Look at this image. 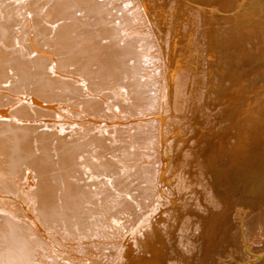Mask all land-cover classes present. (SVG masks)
<instances>
[{
    "label": "rangeland",
    "instance_id": "1",
    "mask_svg": "<svg viewBox=\"0 0 264 264\" xmlns=\"http://www.w3.org/2000/svg\"><path fill=\"white\" fill-rule=\"evenodd\" d=\"M92 1L67 5L93 25V75L83 29L66 45L47 0H0V264H264V40L240 27L264 0H178L176 18L158 0L152 21L148 0Z\"/></svg>",
    "mask_w": 264,
    "mask_h": 264
},
{
    "label": "bare ground",
    "instance_id": "2",
    "mask_svg": "<svg viewBox=\"0 0 264 264\" xmlns=\"http://www.w3.org/2000/svg\"><path fill=\"white\" fill-rule=\"evenodd\" d=\"M31 1V0H30ZM35 1V0H34ZM75 1H77L76 3L78 4V3H81V2H78V0H73V2L75 3ZM83 1H85V4L87 5V0H83ZM157 1L158 0H148V6L146 7L145 6V8H143L144 9V11H145V13H146V15H147V17L148 18H150L149 20L150 21H152L153 19L155 20V18H157V15L159 14V13H161L160 11H158L157 10V7H158V3H157ZM165 1H167V0H165ZM164 1V2H165ZM192 2H194V1H196V0H191ZM202 1H205V0H202ZM207 1H209V0H207ZM206 1V2H207ZM232 1V0H231ZM238 1V0H237ZM47 2H48V7L46 8V16L47 17H49L48 15H51V16H58V17H60L63 21H62V24H61V27H59L58 29H60V30H58V29H56L58 32H63V30H64V35H65V38L63 39L64 41V43H65V41H66V39L68 38V36L66 35V30H69L71 27H75L76 26V28L77 27H79V28H81V29H83L82 31L83 32H81V31H79V32H75L76 34H77V37H76V39H78L79 40V43H80V47H81V50H82V54H84V53H86V58H85V61H84V59H83V61H82V63H81V66H82V68L84 69V68H86V71H87V74L88 73H92V72H95L97 69L96 68H103V67H105L106 66V64H105V66H104V61L102 60V59H100L95 53H94V51H95V49H94V47H93V37H92V34L90 35V33L92 32V31H90L91 30V27L93 26V25H91V24H85L84 26H82V27H80V25H82V24H80V22L79 21H81V19L79 20V16H77L76 14H75V12H73V6H72V8H70L71 6H69L68 7V0H47ZM72 2V3H73ZM89 2H90V0H89ZM89 2H88V6H89ZM91 2H92V5H93V2L94 1H92L91 0ZM181 2H182V0H181ZM221 2H222V6H223V8H227V9H230L231 7H233V8H235V10H236V7H234L233 5H231V3L230 2H228V0H221ZM36 3V2H35ZM83 3V2H82ZM180 2L178 1V0H172L171 1V3L170 4H168V11L167 12H170V13H172V17L171 18H176L177 17V15H180L181 14V12H182V10H180L181 9V7L179 6L180 4H182V3H180ZM31 4V3H30ZM77 4H75L76 6H77ZM84 3L82 4L83 6H85V7H87L86 5H85ZM96 4V3H95ZM95 4L93 5V6H95ZM146 4H147V2H146ZM186 4V3H185ZM192 4V3H191ZM70 5V4H69ZM74 5V6H75ZM80 6H81V4H79ZM75 6V7H76ZM79 6V7H80ZM195 6V5H194ZM192 6V7H189V9H188V13H189V15H191L193 18H195L196 20H197V23L199 24V23H201V25H205V26H208V27H210V17H211V13L210 14H206L205 12H204V10L205 9H208L207 7L206 8H204L205 7V5L203 6V7H201V6ZM208 6V5H207ZM38 7V6H37ZM79 7H77V8H79ZM82 7V6H81ZM92 7V6H91ZM96 7V6H95ZM144 7V6H143ZM182 7H183V5H182ZM213 7V6H212ZM237 7H238V5H237ZM87 8H89V7H87ZM94 8V7H93ZM186 8V7H185ZM71 9H73V10H71ZM76 9V8H75ZM82 9V8H81ZM96 9V8H95ZM93 11V10H92ZM92 11H91V13H92ZM87 12H89V9H88V11ZM97 12V11H96ZM211 12V11H210ZM99 13V12H98ZM165 13H166V11H165ZM244 13V12H243ZM243 13H238V12H234V13H230L224 20H222V21H224V24H223V30L222 31H224L225 29L227 30L228 29V26L230 25V23H232L233 21H244L246 18L248 19V21H247V23H249V26L247 27V28H245L243 25L244 24H240V27L242 28V29H244L245 31H244V34L245 35H249L248 34V31H251V34H255V35H257L258 36V38H260V40H264V35H260V33H262L260 30V25H259V22H260V24H261V22L262 23H264V11H261V10H259V14H255V12L253 13V12H250V11H248V14H246V18H243L242 17V15H244ZM257 13V12H256ZM100 14V13H99ZM98 15V14H97ZM99 16V15H98ZM153 16V17H152ZM47 17H45V18H47ZM44 18V17H43ZM151 18H152V20H151ZM160 18V17H159ZM32 20V19H31ZM60 19H57V21H59ZM158 20V19H157ZM162 20V19H161ZM56 21V20H55ZM54 22V21H53ZM154 22V21H153ZM172 22V21H171ZM175 22V21H174ZM246 22V21H245ZM223 23V22H222ZM1 24H2V22H1ZM181 24V23H180ZM262 25H264V24H262ZM3 26V25H2ZM169 26H170V24H169ZM183 29H185V30H187L189 27H191V23L189 24V22H187V23H184L183 25ZM173 27L174 28H176V23H173ZM49 29V28H48ZM51 29H52V27H51ZM90 29V30H89ZM172 29V28H171ZM171 29L169 30V31H171ZM210 30V29H209ZM44 31V30H43ZM57 32V35H59V33ZM56 33V32H55ZM81 33H84V34H81ZM89 33V35H85V34H88ZM98 33V32H97ZM46 34V33H45ZM71 34V33H70ZM226 34V33H225ZM64 35H62L63 37H64ZM234 35V34H233ZM96 36V35H95ZM230 37L229 38H231V34L229 35ZM235 36V35H234ZM207 40H205V53H206V57L208 58L209 56H208V52H209V50H210V38H209V35L207 34ZM211 37V36H210ZM225 37V36H224ZM62 38V37H61ZM98 38V37H97ZM76 39H70L71 41H74L75 42V40ZM7 40H9V39H7ZM98 40V39H97ZM211 40H212V38H211ZM223 40H224V38H223ZM227 40V39H226ZM226 40H225V42H226ZM58 41V40H57ZM95 41H96V39H95ZM61 42V41H60ZM60 42H58V43H60ZM77 42V41H76ZM98 42V41H97ZM223 42V41H222ZM57 43V44H58ZM8 44V43H7ZM56 44V45H57ZM66 44V43H65ZM55 44H54V46H56ZM62 45V44H61ZM67 45V44H66ZM65 45V46H66ZM97 46H99L98 45V43H97ZM103 46V45H102ZM107 46V45H106ZM51 47H53L52 45H51ZM105 47V46H104ZM63 48V47H62ZM100 48V47H99ZM67 49V48H66ZM72 47H70V48H68L67 49V51H65V52H63L62 54L61 53H59V56H58V59L60 60V62L62 63V64H64V66H67V67H72L73 65H75V66H80V62H79V65L78 64H76L75 63V58H74V56L71 54L72 53ZM74 49V48H73ZM81 50H79V51H81ZM8 51V50H7ZM78 50H77V52H79ZM49 52V51H48ZM62 52V51H61ZM5 53L6 52H3V49L1 50V48H0V64H2L3 63V61L4 60H6V55H5ZM50 54V53H49ZM38 55V54H37ZM40 56V55H39ZM73 56V57H72ZM101 56V55H100ZM38 57V56H37ZM114 57V56H113ZM18 58V57H17ZM35 58V57H34ZM44 58V57H43ZM98 58L100 59V61L102 60V62H99V60H98ZM104 58H105V56H104ZM15 59V58H14ZM21 59V58H20ZM95 60H97L98 62L96 63V64H98L97 66L98 67H96L95 69L94 68H91L90 66L91 65H89V63L91 62V61H95ZM6 61H8V60H6ZM57 61V60H56ZM2 62V63H1ZM13 63V62H12ZM19 63H20V60H19ZM59 63V62H58ZM95 63V62H94ZM94 63H93V65H94ZM28 64V63H27ZM84 64V65H83ZM242 64V63H241ZM4 65V64H3ZM16 65V64H15ZM23 65V64H22ZM37 65V64H36ZM8 66V65H7ZM21 66V65H20ZM25 66H26V64H25ZM39 66V65H38ZM1 67H3L2 65H1ZM0 67V68H1ZM9 67V66H8ZM11 67V66H10ZM19 67V66H18ZM27 67V66H26ZM36 67V66H35ZM43 68H44V66H42ZM63 67V66H62ZM4 68V67H3ZM7 68V67H6ZM56 68V67H55ZM108 68V67H107ZM23 69H24V67H23ZM41 69V68H40ZM44 69H46V68H44ZM65 69V68H64ZM68 69V68H67ZM82 69V70H83ZM92 69H94V70H92ZM0 70H2V69H0ZM38 70V69H37ZM59 70H61V69H59ZM58 70V71H59ZM71 70V69H70ZM105 70H106V68H105ZM44 71V70H43ZM80 71V70H79ZM2 72V71H1ZM0 72V73H1ZM6 72V71H5ZM27 72V71H26ZM48 72V71H47ZM47 72H46V74H47ZM62 72V71H61ZM67 72V71H66ZM96 72H98V71H96ZM49 73V72H48ZM73 73V72H72ZM101 73V72H100ZM109 73V72H108ZM2 74V73H1ZM27 74V73H26ZM30 74V73H29ZM34 74H35V72H34ZM42 74V73H41ZM89 74V75H90ZM98 74V73H97ZM102 74V73H101ZM19 75V74H18ZM17 75V76H18ZM24 75V74H23ZM45 75V74H44ZM91 75H93V74H91ZM99 75V74H98ZM4 76V75H3ZM8 76V75H7ZM27 76H29V75H27ZM39 76V75H38ZM43 78H44V76L43 75H41ZM41 76H39V77H41ZM88 76V75H87ZM101 76V75H100ZM103 76V75H102ZM20 77H21V75H20ZM26 77V76H25ZM57 77V76H56ZM92 77V76H91ZM180 77V76H179ZM2 78V77H1ZM22 78V77H21ZM24 78V77H23ZM181 78V77H180ZM7 79V78H6ZM5 79V80H6ZM15 79V78H14ZM38 79H40V78H38ZM42 79V78H41ZM41 79L40 80H38V81H41ZM53 80H54V78H52ZM56 79H58V77L56 78ZM43 80H45V78L43 79ZM218 80H220V79H218ZM21 81V80H20ZM58 81V80H57ZM57 81H55V82H57ZM66 81V80H65ZM69 80H67V82H68ZM179 81H180V79H179ZM206 81V80H205ZM2 82V81H1ZM8 82V81H7ZM35 82H37V81H35ZM51 82V81H50ZM66 82V83H67ZM100 82V81H99ZM16 83H18V82H16ZM62 84H63V82H61ZM65 83V82H64ZM71 83H72V81H71ZM180 84H181V82H179ZM45 82H40V84H38V91H40V92H43V95H44V92L46 91L45 90ZM69 84V83H68ZM73 84V83H72ZM11 85V84H10ZM35 85H36V83H35ZM50 85V84H49ZM48 85V86H49ZM65 85H67V84H65ZM92 85V84H91ZM72 86V87H71ZM70 86V90H72V88H73V85H71ZM76 86V85H75ZM74 86V87H75ZM78 86V85H77ZM180 86V85H179ZM209 86V85H208ZM208 86H207V89H208ZM53 87V86H52ZM69 87V86H68ZM206 87V86H205ZM47 88H49V87H47ZM77 88H79V87H77ZM36 89V88H35ZM53 89V88H52ZM66 89H68V88H66ZM74 89V88H73ZM76 89V88H75ZM75 89H74V91H75ZM179 89H181V88H179ZM183 89V88H182ZM48 90V89H47ZM78 90V89H77ZM16 91H18V90H16ZM53 91V90H52ZM49 92H51L50 90L49 91H47V93H46V95L45 96H47V94L49 93ZM71 92V91H70ZM69 93V92H68ZM5 95V94H4ZM181 95H182V93H181ZM40 96V95H39ZM50 96V95H49ZM52 96V95H51ZM89 97V96H88ZM88 97H87V99H88ZM38 98V97H37ZM181 98V97H180ZM3 99V98H2ZM204 99V98H203ZM47 100H48V97H47ZM46 100V101H47ZM92 101H93V99H91ZM90 99H89V101L90 102H92ZM12 101V100H11ZM44 101H45V99H44ZM88 101V100H87ZM95 101V100H94ZM93 101V102H94ZM13 102V101H12ZM39 102V101H38ZM198 102H200V101H197L196 103L198 104ZM43 103V102H42ZM89 103V102H88ZM21 104V103H20ZM23 104V103H22ZM197 104H195L196 106H197ZM179 104H178V102H177V105H176V107L178 106ZM200 105V104H199ZM20 106V105H19ZM180 106H182V105H180ZM194 106V105H193ZM88 107V106H87ZM23 108V107H22ZM25 108H26V105H25ZM38 108V107H37ZM181 108V107H180ZM194 108V107H193ZM192 108V109H193ZM196 108V107H195ZM21 109V108H20ZM18 110H19V108H18ZM23 110V109H22ZM45 110V109H44ZM19 112V111H18ZM47 112V111H46ZM20 113V112H19ZM212 115V114H211ZM189 127V126H188ZM258 129V128H257ZM253 138H255V137H253ZM18 139V138H17ZM195 140V139H194ZM170 141V140H169ZM18 143V142H17ZM174 144V143H173ZM172 145V144H171ZM174 146V145H173ZM193 151V150H192ZM191 163V162H190ZM201 164V163H200ZM183 166V165H182ZM200 166H202V164L200 165ZM199 166V168H201ZM173 168V167H172ZM180 173V172H179ZM178 173V174H179ZM181 175V174H180ZM0 177H2V173H0ZM121 180V179H120ZM176 182V181H175ZM191 182V181H190ZM177 183L178 184H180L181 185V187H186L187 185H188V183H189V180L184 176V175H182L181 177H179L178 178V180H177ZM7 185V184H6ZM177 185V184H176ZM176 187V186H175ZM201 187L203 188L202 190H204V192H206L207 193V197L214 203V205H219L220 203V201H222L221 200V198L219 197V195L218 194H216V193H212L211 191H210V189H212V187L211 186H208V183H207V181L204 183V182H202L201 183ZM141 189V188H140ZM162 191V190H161ZM213 191V190H212ZM122 198V197H121ZM151 198V197H150ZM162 199H163V197H161V195L159 194V196H158V198L156 199L157 200V202L159 203H162L163 201H162ZM170 199V198H169ZM217 199V200H216ZM47 200V199H46ZM162 202H161V201ZM165 200V199H164ZM127 201V200H126ZM166 201V200H165ZM169 201H171V200H169ZM159 203V205H161ZM164 203V202H163ZM166 204V203H165ZM145 206V205H144ZM123 207H125V206H123ZM127 207H128V205H127ZM134 207V206H133ZM215 207V206H214ZM132 209V208H131ZM40 210V209H39ZM125 210V209H124ZM153 210V209H152ZM133 211V210H132ZM142 214V213H141ZM30 215V214H29ZM255 216H256V214H255ZM167 217H168V214H167ZM256 218V217H255ZM252 219V218H251ZM173 220V219H172ZM254 223V222H253ZM133 225V224H132ZM201 225H203L202 223H201ZM199 226V225H198ZM201 227H203V226H201ZM205 227V226H204ZM183 228V227H182ZM234 230V229H233ZM204 231V230H203ZM202 232V231H201ZM238 232V231H237ZM132 233V232H131ZM234 233V232H233ZM240 234V233H239ZM241 234H242V232H241ZM235 237V236H234ZM210 238H212L211 236H210ZM237 239H239V238H237ZM242 239V238H241ZM240 240V239H239ZM238 240V241H239ZM208 241L210 242V239L208 240V238H207V241H206V244H203V242L201 243L200 242V244H199V242H198V244H199V246L198 247H202V245H203V247L206 249L207 248V246H208ZM235 241V240H234ZM195 242V241H194ZM198 244H195V245H198ZM197 247V246H196ZM203 247H202V250L204 251V249H203ZM193 248V247H192ZM197 249V248H196ZM201 249V248H200ZM201 250V251H202ZM196 251H198V249L196 250ZM200 251V250H199ZM198 251V252H199ZM201 253V252H200ZM199 254V253H198ZM201 255V254H200Z\"/></svg>",
    "mask_w": 264,
    "mask_h": 264
}]
</instances>
